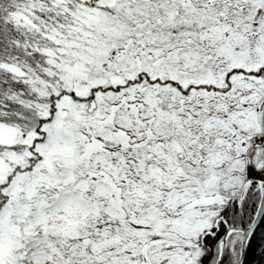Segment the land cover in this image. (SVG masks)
Listing matches in <instances>:
<instances>
[{
	"label": "snow or ice",
	"instance_id": "1",
	"mask_svg": "<svg viewBox=\"0 0 264 264\" xmlns=\"http://www.w3.org/2000/svg\"><path fill=\"white\" fill-rule=\"evenodd\" d=\"M0 264H264V0H0Z\"/></svg>",
	"mask_w": 264,
	"mask_h": 264
}]
</instances>
